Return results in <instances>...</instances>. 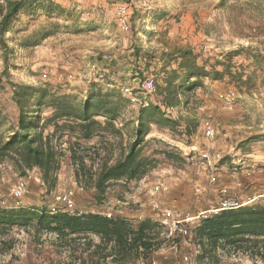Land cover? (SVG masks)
Returning a JSON list of instances; mask_svg holds the SVG:
<instances>
[{"label":"trees","instance_id":"obj_1","mask_svg":"<svg viewBox=\"0 0 264 264\" xmlns=\"http://www.w3.org/2000/svg\"><path fill=\"white\" fill-rule=\"evenodd\" d=\"M225 5L226 0H218L215 8L224 9ZM62 10L50 0H3L0 47L7 50L4 36L22 14L33 16L41 11L51 18L62 16ZM47 25L58 26L57 22ZM49 34L44 27L40 33L28 35L25 43L34 46ZM3 59L6 61V54ZM160 60L162 78L156 89L159 102L138 103L131 111L128 99L116 90L95 88L82 97L77 93H59L48 85L14 81L4 67L0 72V165L10 167L20 178L35 170L49 192L58 184L62 159L66 157L77 187L92 191L99 204L113 185L125 188L131 181L146 178L159 164V155L173 164H181L184 159L180 154L167 147L159 146L146 153L149 140L145 136L153 127L170 131L178 128L180 120L168 110L182 103L194 108L198 102L194 94L203 86V80L223 78L230 67L222 63L221 69L214 65L207 69V62L199 63L188 46L161 51ZM126 112H130V117L125 118ZM183 124L188 136L196 130L198 121L192 117ZM29 226L37 234H54L58 246L67 245L73 250L81 239L90 245L88 235L95 234L100 241L95 251L90 252L91 258L111 256L116 264H137L139 259L142 264H149L153 251L162 242L161 226L150 218L134 223L124 217L89 211L73 216L63 210L0 209V235L12 227ZM176 241L180 243V239ZM187 242L194 246V264H219L223 251L245 253L263 262L264 202L207 215L192 227ZM90 264L101 263L96 260Z\"/></svg>","mask_w":264,"mask_h":264},{"label":"rangeland","instance_id":"obj_2","mask_svg":"<svg viewBox=\"0 0 264 264\" xmlns=\"http://www.w3.org/2000/svg\"><path fill=\"white\" fill-rule=\"evenodd\" d=\"M50 1L63 8L62 16L49 18L41 11L33 16L22 14L11 24L12 29L4 36L8 48L3 51L0 47V72L7 67L14 81L48 85L52 91L77 93L80 97L95 88L103 91L116 90L120 93L118 88L105 86V83L129 85L135 89L137 79L144 75H150L160 83V52L169 51L176 46L190 47L199 58L198 61L203 60L217 69L222 68V63H227L230 67L223 78L203 80V86L194 94L198 100L194 108L191 104L182 103L179 107L168 110L173 117L180 120L178 128L170 131L153 127L152 132L145 136L149 140L145 147L146 153L159 146L167 147L180 154L184 159L181 164H173L157 155L159 164L148 174L149 177L146 176V180L129 183L125 188H120L119 184L113 185L108 189L106 199L99 204L95 202L91 191L86 197L87 204L79 206L81 209L88 210L92 205H104L105 211L112 216L118 215L116 209L123 212H141L148 208L160 215L163 207L182 215L196 214L199 209H194L197 204L195 201L200 200L211 182L203 175V181H206L203 187L201 183L194 184L189 177L188 173L198 162L203 161L202 154H197L199 150H191L190 146L198 141L200 146L208 147L209 139L207 141L202 132L188 138L183 134L182 123L192 117L201 120L205 118L204 110L208 109L201 102V96L205 94L211 96L210 105H217L218 96L227 89H234L237 95L240 94L237 98L244 101V109L255 115L257 120L262 116L258 122L261 126L256 129L261 131L257 134L260 137L258 150L264 152V0H226L224 9L215 8L218 0ZM124 19H129L128 28H122L116 22ZM51 22H57L58 26L47 25ZM44 27L50 34L34 46L26 45L25 38L32 33H40ZM203 45L207 46L205 52L202 51ZM5 54L6 61L3 59ZM92 63L97 65L99 72L104 70L101 81L96 80V76L90 71ZM155 95L156 92L152 95H138V99L146 98L150 102H157ZM122 97L128 99L126 96ZM136 104L129 101L128 111L135 110ZM128 117L130 112L125 113V118ZM127 129L125 127L123 131L126 132ZM243 159L239 163L233 162L230 168L239 171L237 169L240 166L242 170L249 168L264 172V164H253L254 162ZM62 161L59 175L67 186L74 177L67 158L64 157ZM216 163L217 159L210 166ZM210 166L205 168L209 169ZM226 168L229 172L228 167ZM18 178L20 177L12 173L0 172V197L7 199L11 184ZM29 181V190L33 185L34 193L25 198L37 199L39 186L33 178ZM158 181L166 182L169 191L156 194L153 199L147 190ZM196 187H203L204 191L195 194ZM226 193L218 192L211 204L217 206L223 197L233 196V193ZM248 195L246 199L260 194ZM119 197H125L127 203L116 202L115 198ZM197 197L199 198L196 199ZM40 200H49L48 205L51 204L52 197H40L39 202ZM189 244L187 240L178 243V264H194L193 261L183 262L181 258L184 254H190ZM160 256L163 254L153 253L151 259L156 260Z\"/></svg>","mask_w":264,"mask_h":264},{"label":"crops","instance_id":"obj_3","mask_svg":"<svg viewBox=\"0 0 264 264\" xmlns=\"http://www.w3.org/2000/svg\"><path fill=\"white\" fill-rule=\"evenodd\" d=\"M198 62L202 63L203 60ZM206 68L210 69L211 65H206ZM237 97L239 98L240 94L237 95L236 92V104H234L233 108H227L222 104L221 95L218 96L219 99L217 101V105H210L211 96H208L206 94L201 96V102L205 103L204 106L206 105L208 110H204V119L201 120L197 118V128L191 133V135H198V133L201 132L204 135L202 123L205 119H207L213 126L214 137L208 138L204 135L207 141L209 139V141L207 142L208 147H203V145L200 146L201 144L198 143V141L194 143V146H190L191 150H199L197 154H207L208 156V159H206L201 155L203 157V161L198 162L196 164L197 166L193 168L190 173H188L189 177H191V179L194 181V184L200 185L201 183L203 184L201 186L204 187L206 185V181H203V175L206 178H209V182H211L207 186V190L200 196V200L195 201L197 204L194 205V209H199V211L211 209L218 192H220L221 194L224 192H227L226 194L233 193V195H236L237 198L240 199L243 203L245 202L244 200L246 199V197L249 196L248 194L259 193L260 195L253 196L255 198L253 202H264V172L261 170L249 168L242 170V167L240 166L237 169L239 171L232 170L230 168V165L233 162L239 163V161L243 158L244 161L254 162L253 164H258L257 162H260V165L264 164V158H262L264 156V152H260L258 150L259 145L257 144L259 143L258 139L260 138L257 136V134L261 131H257L256 129V127L261 126V124L259 125L258 122L259 119H262V116L260 115L259 119L257 120L255 115H251L247 109H244V101L238 99ZM157 102H159V97H157ZM262 113L264 115V108ZM182 128L184 131V124ZM183 134L185 135V133ZM191 135H188L187 137L191 138ZM211 159L212 161L217 159L218 163L221 165H218V163H216V165L211 167ZM206 166H210L209 169L205 168ZM215 167L216 169L218 168V170H216ZM226 167H228L229 172L227 171ZM0 168L3 171H0L1 173H12L10 167L8 166L0 165ZM203 168H205L206 170H203ZM28 176L29 178L27 195H31V193H34L33 185H31V189L29 190V182L31 181H29V179L33 178V180L37 183V186H39V190L37 193L38 198L36 199L33 197L32 199H29L23 197L24 205L17 208H23L27 210H63L62 203L55 201L52 197L54 196V194L60 193L65 189H72L74 191L73 197L78 206L87 204L86 197H88V193L91 194V191L78 188L74 180L70 179L68 185H64L60 175L58 176V184L56 188L52 191L47 192L35 170L31 171ZM147 177H149V175H147ZM144 180H146L145 177L137 182L131 181L130 183H138ZM46 196L52 197L51 204L47 205V202L49 200H40L41 202H39L40 197L44 198ZM152 197L153 199L155 198V196ZM198 198L199 197H197L196 199ZM115 201L122 204L127 203L125 197L124 199L115 198ZM105 207L106 206L104 205H92L88 210H86V212L89 211L107 215L109 212L107 213V211H105ZM10 208L14 207H9V209ZM163 209L166 208L163 207ZM115 212L118 213L117 216L124 217L134 223L144 218L157 220L159 223V214L156 215V213H154L153 209L151 210V208H148L146 211L141 210V212H123L122 210L118 209H116ZM90 238L92 240V243H90V245H85L86 240L83 242V239H81L77 244H75L77 246V249L73 250V247L71 248L67 245L61 247L58 246L56 243L57 241L55 239V235L52 233L37 234L32 226L12 227L6 234L0 235V264H62L63 262H67L68 264H80L81 261L82 264H90V262L92 261L95 263L96 260L101 264H116L111 256H107L105 259H98V255H93V257L91 258L90 252L92 253L95 251V245L99 243L100 238L95 234H90V236L88 235V239ZM190 246L191 250L189 255L190 263H192L194 246ZM176 250L177 248H168L162 253L155 251H153V253L160 255L163 254V256L157 257L156 259L161 264H178L179 262L177 261V257L180 256V251L178 250L177 252ZM137 261L141 262H137V264H142L143 260L139 259ZM219 264H264V261L262 262L256 257L251 258L248 256V254L241 252H231L227 254L225 251H223L220 255Z\"/></svg>","mask_w":264,"mask_h":264},{"label":"built area","instance_id":"obj_4","mask_svg":"<svg viewBox=\"0 0 264 264\" xmlns=\"http://www.w3.org/2000/svg\"><path fill=\"white\" fill-rule=\"evenodd\" d=\"M129 19L118 20L116 21L118 25L122 28H128L129 26ZM202 51H207V46H202ZM199 59V58H197ZM90 71L96 76V80L101 81L103 79V71L99 72V69L95 63L90 65ZM137 85L134 89L129 85H113L111 82H106L105 86L111 88H118L120 93L123 96H126L131 103H141L146 105L148 100L146 98L140 100L138 99V95H152L156 92L157 89V82L153 79L150 75H144L143 78L137 79ZM222 104L227 107H233L235 104L236 99V91L234 89H227L221 94ZM204 135L208 138L214 137V129L211 125L210 121L205 119L202 123ZM206 159H208L207 154H203ZM208 162V161H207ZM28 178H18L15 180L8 191L7 199L4 197H0V209L2 208H9V207H22L24 205V198L28 193ZM168 185L164 181L156 182L151 188L147 191L150 192L152 196H155L159 193H166L168 191ZM204 191L203 187H196L194 189L195 194H200V192ZM74 191L72 189H65L60 193L54 194L52 196L55 201L62 203V209L69 215L79 216L86 213V210L81 209L77 204L73 197ZM255 200L254 197H248L245 199L244 203L236 198L235 195L230 197H223L217 206H214L211 209L198 211L196 214H185L182 215L180 213H173L170 210L163 209L159 215V225L161 226V240L162 242L158 246L155 252L162 253L163 251L167 250L168 248H177L178 242L176 239H180V241H185L191 236V229L193 226L197 225L201 219L205 218L207 215L215 213L221 209H232L237 208L240 205L250 204ZM154 207L157 205L153 202ZM110 215L109 213L107 214ZM183 262H190V255L184 254L182 257ZM149 264H161L155 259H150Z\"/></svg>","mask_w":264,"mask_h":264}]
</instances>
